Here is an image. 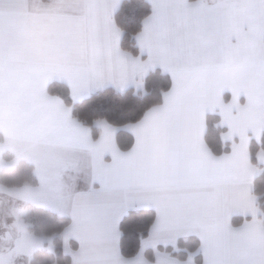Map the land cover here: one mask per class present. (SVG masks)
<instances>
[{
	"label": "snow or ice",
	"instance_id": "snow-or-ice-1",
	"mask_svg": "<svg viewBox=\"0 0 264 264\" xmlns=\"http://www.w3.org/2000/svg\"><path fill=\"white\" fill-rule=\"evenodd\" d=\"M118 4L0 0V153L11 148L33 160L40 183L25 186L24 196L71 211L64 237L73 264H149V244L156 264H180L157 245L193 232L203 264H264V211L252 192L259 169L249 153V131L257 139L264 133V0H151L136 36L147 59L121 48ZM157 65L172 85L162 102L125 125L135 136L127 151L117 145L112 124L97 120L102 133L93 139L71 107L48 91L53 78L68 82L73 99L109 83L124 89ZM217 110L228 126L224 139L233 140L222 155L204 139L206 113ZM258 157L264 161V150ZM82 172L99 187L76 191ZM133 206L153 207L156 217L129 258L120 250L119 225ZM236 210L252 219L233 226ZM15 227L21 236L0 252V264H13L41 242L19 214ZM70 236L79 241L76 251Z\"/></svg>",
	"mask_w": 264,
	"mask_h": 264
},
{
	"label": "trees",
	"instance_id": "trees-1",
	"mask_svg": "<svg viewBox=\"0 0 264 264\" xmlns=\"http://www.w3.org/2000/svg\"><path fill=\"white\" fill-rule=\"evenodd\" d=\"M152 12L151 5L147 0H123L115 13V23L122 30L123 36L121 47L133 55H139L137 46V34L143 28L144 19ZM144 90L137 91L129 88L123 92L113 88H106L90 97L73 103L65 86L52 84L49 92L57 95L72 108L74 118L89 127L93 139L99 135L96 127L97 120H106L115 127H123L129 122H135L142 118L145 111L155 103L162 102L163 92L170 89L171 77L163 70L156 68L150 71L143 79ZM219 119L216 115L207 117V129L205 141L215 155L227 153L229 145L221 140L223 129L218 125ZM117 145L123 151L129 150L134 144L131 134L120 131L116 137ZM264 150V137L261 144L252 141L250 146L251 161L259 169V174L254 180V194L257 196V205L264 211V167L257 162V153ZM6 159L11 155L5 154ZM0 183L6 187H21L25 184L36 185L37 179L34 168L26 161H19L12 169L0 171ZM26 220L30 225V231L36 235L53 237L54 252L38 250L34 253L32 264H70L71 258L63 252L60 238L61 233L70 224V219L61 217L43 208L30 206ZM156 217L154 210H133L126 213L120 221V250L125 257H134L140 250L142 240L148 237L151 224ZM245 219L234 217L232 222L239 225ZM77 245L73 242V247ZM200 241L195 237L181 239L176 246L160 247L180 260H187L191 253H197ZM149 261H154L152 249L145 251ZM197 264L202 263L200 253L195 256Z\"/></svg>",
	"mask_w": 264,
	"mask_h": 264
},
{
	"label": "crops",
	"instance_id": "crops-1",
	"mask_svg": "<svg viewBox=\"0 0 264 264\" xmlns=\"http://www.w3.org/2000/svg\"><path fill=\"white\" fill-rule=\"evenodd\" d=\"M123 0H119V4H118V7L116 9V11L114 12V16H115V13L117 12V10L119 9L121 3H122ZM149 2V4L151 5V9H152V4H151V0H147ZM115 20V19H114ZM143 29V28H142ZM142 31V30H141ZM122 36H123V33L121 35V39H120V46H121V41H122ZM137 46L139 48V55L137 56H140L141 59H147V52H144V53H141V50H140V47H139V43L137 41ZM122 48V47H121ZM132 54V53H131ZM133 55V54H132ZM135 56V55H133ZM156 68H159L161 70H163L164 72H166L161 66L157 65L155 68L153 69H156ZM153 69H150L142 78V82L138 85L136 83H130L126 88L124 89H119V88H116L114 85L112 84H106L105 86H103L102 88H99V89H94L92 90L90 93L86 94V95H82L80 96L79 98L77 99H73L72 95H71V87L70 85L68 84V82L66 80H62L60 78H53V80L49 81V84H48V91H49V86L52 85V84H60V85H63L65 86V88L67 89L68 93H69V97L71 99V101L73 103H76V102H80L88 97H90L91 95L101 91V90H104L106 88H113L115 89L116 91H120V92H123L129 88H134L135 90L137 91H143L144 90V85H143V79L146 77V75L152 71ZM168 73V72H166ZM171 77V74L168 73ZM172 81V79H171ZM49 94H51L49 92ZM52 95V94H51ZM57 96V95H56ZM223 96H224V99H225V102H229L231 100V97H232V93H231V90L230 89H225L224 93H223ZM61 98V97H60ZM62 99V98H61ZM63 100V99H62ZM246 96L244 94H241L240 96V103H246ZM66 104V103H65ZM67 105V104H66ZM72 109V108H71ZM209 115H216L219 119V122H218V125L223 129L222 133H221V140L224 144H227L229 145L230 149L227 153H230L231 150H232V143H233V140H225L224 139V135L225 133H227L228 131V126L226 124H224L222 122V116L221 114L219 113V111H208L206 113V128H205V132H204V139H205V133H206V129H207V117ZM73 116V114H72ZM74 117V116H73ZM96 127L97 129L99 130V135L96 139H98L102 133V128L96 123ZM115 127V126H114ZM89 128V127H88ZM116 128V134H115V138L117 137V134L120 132V131H125L129 134H131L134 138V143H135V136H134V133L128 129L126 126H123V127H115ZM90 129V128H89ZM90 134L92 136V132H91V129H90ZM249 137H250V140H249V153H250V146H251V143L252 141H255L257 142L258 144H261L262 143V140H263V137H264V133H261L259 139H257V137L251 132L249 131ZM93 138V137H92ZM233 139L238 143L239 142V136H235L233 137ZM4 140V135L3 133H0V141H3ZM117 142V140H116ZM206 142V141H205ZM263 150V149H261ZM259 150L258 153L261 151ZM123 151V150H122ZM258 153H257V162L259 165L263 166L264 167V161H261L258 157ZM5 154H9L11 155V158L9 159H6L4 156ZM225 154V153H224ZM26 161L28 162L29 164H31L34 168V175L37 179V184L36 185H32V186H38L39 183H40V179H39V176L36 174L35 172V164L33 162L32 159H30L29 157L25 156V155H20L19 157L17 156V153L15 151H13L11 148H8L6 149L5 151H3V153H0V171L2 169H12V168H15L18 164L19 161ZM105 160L106 161H110L111 160V154L110 153H107L105 155ZM250 161H251V155H250ZM252 163V161H251ZM260 171H258L256 173V175L254 176V179H253V186H252V192L254 194V180L255 178L258 176ZM65 179L67 180L68 177L66 175ZM69 183H71V181L69 180L68 181ZM30 184H25L21 187H6L4 185H2L0 183V252H7L9 249H12L15 247L16 245V241L17 239L20 238L21 236V233L18 231V229L15 227L16 223H17V217H18V214L20 216V219H22L24 221V223L27 225V231L29 233H31L32 235H34L35 237H38L40 238L41 242L35 246L34 248L31 249L30 251V254L29 253H21L19 255H16L13 259V264H32L31 261H32V258H33V255L36 251L38 250H46L50 253H53L54 252V245H53V237H46L44 235H36L34 233H32L30 231V225L29 223L27 222L26 220V216H27V213L29 211V207L30 206H33V207H39V208H43V209H46L48 211H51L53 212L54 214L58 215V216H61V217H67L70 219V224L67 226V228L72 224L73 222V218H72V215H71V211L70 210H67V211H64L63 213L61 211H59L56 207L54 206H51L49 204H46V203H42V202H37V201H34L32 199H28L24 196V193H23V190L25 188V186H28ZM90 187H99V184L98 182L96 184H92L91 183V177L90 175H86L85 173H80L76 179V182H75V190L76 191H88ZM133 210H154L155 211V214H156V210L153 208V207H146V206H133V207H130L126 212L128 213L129 211H133ZM124 214V215H125ZM123 215V216H124ZM123 216L121 217V219L123 218ZM242 217L244 218L245 220L240 223L239 225H234L233 222H232V219L234 217ZM252 219V214L251 212H248V213H245L243 211H240V210H236L232 213L231 217H230V220H231V223L233 224V226L235 227H239L240 225H242L243 223H245L246 221H250ZM66 228V229H67ZM65 229V230H66ZM65 230L61 233L60 235V238H61V241H62V245H63V252L65 255H68L70 258H71V263L70 264H73V257H72V254L70 251H67L66 250V243H65V237H64V232ZM190 237H195L197 238L199 241H200V244H201V240H200V237L197 233L193 232V233H189L188 235H180L178 237H176L175 241L172 242V241H169L167 244H165L164 242H161L160 244L157 245V249H159L160 247H169V246H176L177 242L181 239H188ZM146 239V238H145ZM144 239V240H145ZM142 240V243H141V247H142V244H143V241ZM73 242L77 245L75 248L73 247ZM68 245L70 246V248L73 250V251H76L79 249V241L74 237V236H70L68 238V241H67ZM119 245H120V241H119ZM140 247V249H141ZM147 249H152L153 252H154V261H149L146 256H145V251ZM160 250V249H159ZM140 251V250H139ZM161 251V250H160ZM164 252V251H162ZM139 253V252H138ZM137 253V254H138ZM198 253V252H197ZM197 253H191L188 257L187 260H180L179 258L171 255L172 257H174L176 260H178L180 262V264H197L195 262V256ZM136 254V255H137ZM201 257H202V263L203 264V254L200 253ZM144 256L145 258L149 261V264H156V260H157V256H156V249H154L150 244L147 245V246H144Z\"/></svg>",
	"mask_w": 264,
	"mask_h": 264
}]
</instances>
